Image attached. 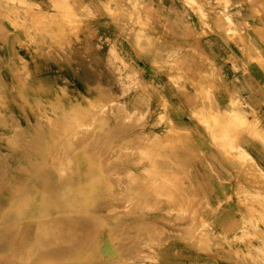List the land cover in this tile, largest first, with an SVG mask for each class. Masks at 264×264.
Masks as SVG:
<instances>
[{
    "label": "rangeland",
    "instance_id": "obj_1",
    "mask_svg": "<svg viewBox=\"0 0 264 264\" xmlns=\"http://www.w3.org/2000/svg\"><path fill=\"white\" fill-rule=\"evenodd\" d=\"M215 1L217 7L229 6L231 2ZM232 1L237 13L223 14L226 26L234 23L232 29L223 30L228 39L224 41L228 44L238 37L242 43L240 50L258 52L249 47L246 38L250 29L252 36L264 45V0ZM194 2L184 0L190 6ZM148 3L149 0H106L105 10L100 7L94 16V35H90L87 30L79 29L90 15L49 14L25 0H0V28H3L0 29V264H264V229L260 228L264 225V212L254 213V207L246 204L252 201L249 196L253 192L245 183L246 176L242 175L245 183L242 203L237 196L234 200L224 197L235 208L233 212H223L221 198L215 197L214 188L219 192L224 188L216 185L214 173L204 157L205 153L214 154L215 146L219 148L225 138L226 149L235 148L236 142L227 133L215 134L216 119L222 126L227 117L221 114L205 123L203 108L208 105V85L201 72L186 73L189 64L181 57L183 40L173 32L166 13L151 9ZM215 8L211 6L206 16L215 15ZM164 11L167 10L164 8ZM234 16L238 17L237 21ZM174 54L180 56L175 59ZM150 70L160 78L168 77L171 84L188 87L196 81L198 100L182 110L170 105L157 88L151 91ZM173 114L188 117L193 125L201 127L207 133H203L207 141L196 143L191 133L185 131L179 138H165L170 141H166L167 146L163 145L166 148L160 145L165 149L156 144L155 148L148 149L151 138L157 134L152 123L164 133L166 128L174 126ZM100 118L103 124L98 121ZM85 120L88 123L84 124ZM123 139L129 142L124 143ZM100 140L106 141L105 144ZM144 148L153 155L143 151L144 155ZM127 153L133 155L125 159ZM154 155L158 168L153 166ZM68 156L72 163L64 170L65 177L59 180L56 163ZM195 165L207 171L204 173L206 190H197ZM102 167L110 170L105 173ZM170 168L171 174L178 173L179 183L169 174ZM161 169L162 173L168 170V174L159 173ZM168 175L173 183L169 177L164 180ZM105 176L112 180L107 181ZM141 185L148 189L140 190ZM93 192L102 196V209L95 210L87 204L89 201L85 198H90ZM164 192L168 195L164 196ZM119 196H123L121 201L117 200ZM166 196L173 198L169 201ZM110 206L113 212L104 210ZM194 223V229L190 230L189 224ZM216 226L220 234L238 233L239 236L233 240L229 237L232 243L223 238L213 239L208 233L216 232ZM119 233L124 234L119 236ZM70 239L72 242L67 243ZM254 248L261 257L253 252L244 255L237 251ZM229 249L232 250L229 252ZM132 254L135 258L137 254L136 260Z\"/></svg>",
    "mask_w": 264,
    "mask_h": 264
},
{
    "label": "crops",
    "instance_id": "obj_2",
    "mask_svg": "<svg viewBox=\"0 0 264 264\" xmlns=\"http://www.w3.org/2000/svg\"><path fill=\"white\" fill-rule=\"evenodd\" d=\"M25 1L30 5L34 4L41 7V12L43 13L70 12L79 14L80 16L84 14L90 15L88 21L84 22L79 28L87 30L90 35H94L92 31L95 29V14L100 12V7H102L103 11L106 8V0ZM230 1V5L225 7H217L219 5H217V1L215 0H210L209 2L195 0L198 4L194 2V6L187 5L184 3V0H176V4L175 1L172 2L170 0H149L148 4L151 9L159 13H166V18L172 24L171 28L173 32L183 40V54L181 57L186 64H189L186 73L198 71V73L201 72L202 78L214 80V97L222 110L226 108V104L229 101L241 97L247 105V111L255 114V119L259 122L260 129L264 133V52L262 51L264 45L259 39L252 36V33L249 32L250 29L247 31L248 36L246 40L249 47L252 46L258 52L249 49L245 53L244 50H240L239 46H242V43H240L238 37H234L233 41H230L228 44L224 41L228 39L224 36L223 30L226 29L228 31L232 29L234 23L232 22L226 26L223 21V14L235 15L237 13L235 11L237 6L232 0ZM162 3H165L166 6L164 7ZM211 6H216L217 13L215 15L210 13V16L207 17V12H211ZM164 8L167 11H164ZM197 11L198 15L196 14ZM234 19L237 21L238 17L234 16ZM101 20L105 21L104 18ZM234 28L238 31V27ZM90 45H94V43H90ZM174 56L176 59L180 55L174 54ZM131 61L144 62L145 60L132 59ZM195 75L197 76V74ZM168 80V77L160 78L158 73L150 70L151 91L154 92L157 88L161 96L170 105H175L179 110H182L186 105L187 107L188 105H192V101L198 100L196 81L193 85L184 87L179 83L171 84ZM171 119V123L175 127L191 133L190 135L196 143H203L205 141L206 138L204 139L203 135H207V133L201 127L193 125L188 117L181 118L173 114ZM225 125L226 123H222V126ZM152 129H155L157 134L161 133L158 131L160 127L156 129L153 123ZM166 129L164 133L169 130L168 128ZM221 141L222 146L219 148L215 146L216 151H214V154L208 155L205 153L204 157L210 165L208 168L214 173L216 185L220 184L224 188L221 192H219L217 187L214 188L215 197L221 198L220 207L222 206L225 209L223 212L228 210L229 212H233L235 208V204L227 202L225 198L234 200L237 196L242 203L245 183L253 189V192L249 196V200L252 201L248 203L245 201L246 204L254 207V213L264 212V184H262V188H257L255 182L252 181L254 170L248 171L244 164H240V166L234 165L228 159L229 154L233 158L237 157L240 154L237 148H241L253 161L255 168L264 175V149L253 140L242 138L239 143H236L235 148L224 151L221 147H223L227 138ZM220 148L222 155H220V150H218ZM194 168L193 173L196 175V180L198 181L197 190H206L208 185L205 181L204 173L207 171H203L200 165H195ZM234 173H237L239 176H236ZM242 175H245L247 178L245 183L243 182ZM246 195L248 194L245 193V198ZM217 205H219L218 201ZM227 216L226 214V220L228 219ZM215 220L218 221V218ZM230 226L231 224L227 227ZM260 228L264 229V225H261ZM217 229L218 227L216 226V236L219 232ZM225 233L232 240L239 236L238 233ZM221 234L223 235L224 232Z\"/></svg>",
    "mask_w": 264,
    "mask_h": 264
},
{
    "label": "bare ground",
    "instance_id": "obj_3",
    "mask_svg": "<svg viewBox=\"0 0 264 264\" xmlns=\"http://www.w3.org/2000/svg\"><path fill=\"white\" fill-rule=\"evenodd\" d=\"M115 2H116V0H114ZM110 10V9H109ZM130 11V10H129ZM137 12V11H136ZM140 12V14H141V11H138V13ZM126 17V16H125ZM18 18V17H17ZM127 18V17H126ZM16 23V22H15ZM144 25V24H143ZM27 26V25H26ZM31 26V25H30ZM0 29H3L2 27L0 28ZM21 30V29H20ZM132 30V29H131ZM1 31H3V30H1ZM24 31V30H23ZM232 31V30H231ZM9 32V31H8ZM68 33H70V32H68ZM67 33V34H68ZM73 33V32H72ZM3 34V33H2ZM27 34V33H26ZM71 35V34H70ZM141 35V34H140ZM139 36V35H138ZM30 37V36H29ZM79 38V37H78ZM3 39V38H2ZM31 39V38H30ZM149 51V50H148ZM145 53H146V51H145ZM150 53H151V51H150ZM117 57V56H116ZM24 70V69H23ZM202 75V74H201ZM20 79V78H19ZM203 81L205 82V83H207V85H208V87H207V91H208V105H206V108H203V110H204V115H205V123H207V122H210V121H213V120H215V118H216V116H219V115H221L222 114V116L224 115V117H227V122H226V125L225 126H221L220 124H219V121L216 119V130H215V134H216V132H220V131H223V132H225V133H227V135H229L230 136V138H231V140H234L236 143H239V141L242 139V138H249L250 140H253L255 143H258V145L262 148V149H264V133L262 132V130L260 129V126H259V122L255 119V114L253 113V112H250V111H247L246 110V108H245V102H244V100L241 98V97H237L235 100H231V101H229V103H227L226 105V107L227 108H225L224 110H222L221 108H220V106H219V104L217 103V101L215 100V97H214V92H213V88L215 87V82H214V80H210L209 78H203ZM177 85V84H176ZM206 85V86H207ZM91 86V84H89L88 85V87H90ZM87 87V88H88ZM88 89H90V88H88ZM96 96V95H95ZM86 97V99H89V97H87V96H85ZM111 98V97H110ZM25 101H27V100H25ZM90 101V100H89ZM203 103V102H202ZM99 104V103H98ZM103 106H104V104H103ZM123 107V106H122ZM105 108V107H104ZM103 108V111L105 110ZM111 108V107H110ZM106 109H107V107H106ZM106 111V110H105ZM104 111V112H105ZM138 111V110H137ZM134 112V114H135V112H136V110H134L133 111ZM147 112H148V110H147ZM138 113V112H137ZM89 114H91L90 112H89ZM103 114V113H102ZM133 114V113H132ZM141 114H142V112H141ZM147 114V113H146ZM98 115V117H101V116H99L100 114H97ZM96 116V115H95ZM132 116H134V115H132ZM135 116H137V114L135 115ZM90 117V116H89ZM140 117V116H139ZM138 116H137V118H139ZM144 118H145V115L143 116ZM104 118V117H103ZM63 119H64V117H63ZM97 119V118H96ZM140 119H141V117H140ZM101 120V123L103 122V119L102 118H100L98 121H100ZM105 120V119H104ZM86 122H84V124L85 123H88L87 122V120H85ZM92 121V120H91ZM98 121L96 120L95 122H97V124H98ZM218 121V122H217ZM214 122V123H215ZM66 123V122H65ZM100 123V122H99ZM81 124V123H80ZM83 124V125H84ZM103 124V123H102ZM91 125V124H90ZM90 125H88V126H90ZM159 125V124H158ZM87 126V128H89ZM94 126V125H93ZM214 126V125H213ZM73 127V126H72ZM8 128V127H7ZM74 129H76V128H74ZM90 129H91V127H90ZM111 129V128H110ZM70 130V129H69ZM81 130H82V128H81ZM81 130H79V131H81ZM87 130H89V129H87ZM92 130H94L93 128H92ZM107 130V129H106ZM114 130H116V129H114ZM114 130H112V131H114ZM207 130V129H206ZM209 130H210V128H209ZM225 130V131H224ZM83 132H85L86 130H82ZM185 132V130L184 129H181V128H177V127H175V126H172L171 125V127L169 128V130L166 132V133H158V134H154V132H153V134H154V137H153V139H151V145L150 146H148L149 148L148 149H151L150 147L152 146V147H154L155 148V144L160 148V145H166L167 146V142H170V141H168V140H171V139H173V138H179L181 135H183L182 133H184ZM86 133H87V131H86ZM123 133H125V132H123ZM76 134H78V133H76ZM75 134V135H76ZM83 134V133H82ZM95 134V133H94ZM94 134H92V135H94ZM112 134V133H111ZM114 134V133H113ZM217 134H219V133H217ZM69 135V134H68ZM80 135H81V132H80ZM84 136H87V135H85V133L83 134ZM89 135V134H88ZM138 135V134H137ZM149 135V134H148ZM147 135V136H148ZM79 136V135H78ZM97 136V135H96ZM109 136H111L110 134H109ZM120 136V135H119ZM145 136V135H144ZM147 136H146V139H147ZM217 136V135H216ZM225 136V135H224ZM74 137V136H73ZM82 137V136H81ZM101 136H99V138H100ZM208 137H209V135H208ZM84 138V137H83ZM87 138H89V137H87ZM98 138V137H97ZM103 138H105V136L103 137ZM107 138V137H106ZM110 138V137H109ZM139 138H140V135H139ZM145 138V137H144ZM143 138V139H144ZM165 138H167L168 140H166ZM76 139H78V138H76ZM85 139H86V137H85ZM117 139H118V137H117ZM134 139H137V137L136 138H134ZM133 139V140H134ZM140 139H142V138H140ZM72 140V139H71ZM106 140V139H105ZM112 140L113 141H111V142H113V144H114V140L115 139H113L112 138ZM132 140V139H131ZM132 140V141H133ZM219 140V139H218ZM88 141V140H87ZM90 141H92V139L90 138ZM89 141V142H90ZM96 141V140H95ZM104 141V140H103ZM109 141V140H108ZM123 141H124V139H123ZM127 141V140H126ZM126 141H124V143L126 142ZM132 141H130V143L132 142ZM143 141V140H142ZM167 141V142H166ZM85 142H86V140H85ZM104 142H106V141H104ZM104 142H101V140H100V143H104ZM116 142H117V140H116ZM127 142H129V141H127ZM134 142H137L138 143V140L136 141H134ZM219 142V141H218ZM15 143V142H14ZM76 143H78V142H76ZM75 143V144H76ZM91 143V142H90ZM122 143V142H121ZM124 143H122L123 145H124ZM172 143V142H171ZM171 143L169 144L168 143V145L170 146L171 145ZM220 143V142H219ZM58 144V143H57ZM60 144V143H59ZM74 144V143H73ZM73 144H69V145H73ZM87 144V143H86ZM92 144V143H91ZM101 144V146L103 147V145ZM105 144V143H104ZM110 144V143H109ZM119 144V143H118ZM122 144H120V145H122ZM129 144V143H128ZM127 144V145H128ZM136 144V143H135ZM135 144H133L132 143V145H135ZM141 143H139L138 144V146H141L140 145ZM176 143H174V145H175ZM222 144V141H221V143H220V145ZM76 145H78V144H76ZM75 145V146H76ZM89 145V144H88ZM99 145V144H98ZM116 145V144H115ZM130 145V144H129ZM131 145V146H132ZM137 145V144H136ZM154 145V146H153ZM173 145V146H174ZM14 146H16V145H14ZM90 146V145H89ZM100 146V145H99ZM98 146V147H99ZM109 146H112V144L111 145H109ZM126 146V145H125ZM156 146V147H157ZM161 146V147H162ZM172 146V145H171ZM176 146V145H175ZM222 146V145H221ZM72 147V146H71ZM76 147H78V146H76ZM163 147H165V146H163ZM87 148H90V147H87ZM97 148V147H96ZM105 148V147H104ZM103 148V149H104ZM109 148V147H108ZM107 148V149H108ZM119 148V147H118ZM138 148H140V147H138ZM147 148V147H146ZM159 148H158V152H159ZM166 148V147H165ZM165 148H160V149H165ZM173 148V147H172ZM183 148V147H182ZM227 148V145H223V147H222V149L223 150H225V151H227V150H229V149H226ZM70 149V148H69ZM86 149V148H85ZM123 149V148H122ZM137 149V148H136ZM238 149V151H239V155L237 156V157H232V156H230V154H229V156H228V159L230 160V162L232 163V164H234V165H238V166H240V164H244L245 166H246V170H251V169H253L254 170V174L252 175V181L253 182H255V185H256V187L257 188H262L263 187V185L262 184H264V175L258 170V169H256L255 168V166H254V163H253V161L250 159V157L249 156H247V153L246 152H244V150L243 149H241V148H237ZM75 150V151H74ZM73 151L74 152H76V148L74 149ZM89 150V149H88ZM91 150V149H90ZM94 150V149H93ZM93 150H91V151H93ZM97 150H99L100 151V149H97ZM126 150H129V149H127L126 148ZM130 150H132V148L130 149ZM142 150V149H141ZM147 149H143L142 150V153H144V155H145V152H150L151 153V151L150 150H147ZM155 152H157L156 151V149H153ZM208 150V149H207ZM71 150H69V152H70ZM72 151V152H73ZM102 151V150H101ZM109 151V150H108ZM122 151H124V150H122ZM122 151H120V152H122ZM143 151H145V152H143ZM153 151V152H154ZM68 152V153H69ZM73 152V153H74ZM104 152V151H103ZM128 152V151H127ZM130 153H132V151H129ZM157 152V153H158ZM161 152V151H160ZM173 152V151H172ZM99 153V152H98ZM102 153V152H101ZM106 153V152H105ZM110 153V152H109ZM148 153H146V155H149ZM157 153H156V155H157ZM5 154V153H4ZM120 154H122V153H120ZM152 155H153V153H151ZM155 154V153H154ZM161 154H162V152H161ZM160 154V155H161ZM71 155V154H70ZM106 155V154H105ZM109 155H111V154H109ZM133 154H131V156H132ZM144 155H143V158H144ZM152 155H151V157H152ZM159 155V154H158ZM163 155V154H162ZM3 156V155H2ZM127 156V159H128V157H131L130 156V154L129 153H127V155H125L124 156V158ZM119 157V156H118ZM147 157H149L150 158V155L149 156H147ZM167 157V156H166ZM5 158V157H4ZM109 158V157H108ZM107 158V159H108ZM156 157H155V155H154V164H153V166L154 165H156V159H155ZM160 158V157H159ZM104 159V158H103ZM114 159H116V157L114 158ZM118 159H121V158H118ZM117 159V160H118ZM126 159V158H125ZM138 159V158H137ZM151 159V158H150ZM167 159H169V158H167ZM105 161H106V159H104ZM145 160V159H144ZM153 160V159H152ZM162 160H163V158H162ZM165 160V159H164ZM53 161H54V157H53ZM93 161V160H92ZM102 161V160H101ZM114 161V160H113ZM112 161V162H113ZM126 161V160H125ZM170 161H171V159H170ZM107 162V161H106ZM105 162V163H106ZM123 162H124V160H123ZM136 161H134V163H135ZM140 162V161H139ZM151 162V161H150ZM173 162V161H172ZM71 163H72V161H71V159L69 158V156L67 157V158H63V159H59L58 160V163H56V173H57V177H58V179L59 180H62L64 177H65V175H64V170L65 169H67L68 167H70V165H71ZM102 163V162H101ZM100 163V164H101ZM108 163V162H107ZM138 163V162H137ZM136 163V164H137ZM164 163V162H163ZM174 163V162H173ZM140 164V163H139ZM43 165V164H42ZM102 166L104 165V164H101ZM138 165V164H137ZM9 166V165H8ZM11 166V165H10ZM160 166V165H159ZM158 166V167H159ZM172 166V165H171ZM42 167V166H41ZM104 167H105V165H104ZM104 167H102V169L103 170H105V173H106V170L107 169H109L110 170V168H107V169H104ZM157 167V165H156V167L155 168H158ZM167 168V167H166ZM172 168V170H173V168L174 167H171ZM171 168H170V170H169V174H171L172 173V171H171ZM14 169V168H13ZM169 169V168H168ZM182 169V168H181ZM185 169V168H184ZM102 170V171H103ZM118 170V169H117ZM148 170H149V168H148ZM262 170V169H261ZM70 171H71V169H70ZM116 171V170H115ZM120 171V170H119ZM124 171V173H125V170H123ZM142 171V170H141ZM152 171H153V168H152ZM156 171H158V169H156L155 171H154V173H155V175L157 174L156 173ZM164 171V173H162V169L159 171V173H162V175H164L165 176V173H166V171H168V170H163ZM175 171V170H174ZM185 171V170H184ZM3 173H4V171H3ZM107 173H108V171H107ZM128 173V170L126 171V174ZM129 173H131V171L129 170ZM146 173H148V171H146ZM176 173H177V171H176ZM119 174V173H118ZM123 174V173H122ZM132 175H133V173H131ZM135 174V173H134ZM150 174V173H149ZM166 174H168V173H166ZM178 174V173H177ZM177 174H175L174 175V173L173 174H171V175H174V176H171V175H168V176H166L167 178H164V180L165 179H168V177L169 176H171V177H175L176 178V175ZM33 175V174H32ZM110 175V174H109ZM116 175V174H115ZM153 175V174H152ZM161 175V174H160ZM111 176H112V174H111ZM122 176V175H121ZM129 176H130V174H129ZM106 177V176H105ZM110 177V176H109ZM116 177V180L118 179L117 177H118V175L117 176H115ZM114 177V178H115ZM122 177H125V176H122ZM135 177V176H134ZM133 177V178H134ZM106 178H108V177H106ZM105 178V179H106ZM155 178V177H154ZM112 179H113V176H112ZM111 179V177H110V179L108 178V180L107 181H109V180H112ZM135 179V178H134ZM140 179V178H139ZM150 179V178H149ZM161 179V178H160ZM159 179V180H160ZM171 178L169 177V181H172V179L170 180ZM177 179V182L179 181L180 182V180H178V178H176ZM180 179V178H179ZM119 180V179H118ZM118 180H117V183H118V186H120V184L121 183H119L118 182ZM120 180H122V178H120ZM131 180H132V178H131ZM135 180H138V179H135ZM134 180V181H135ZM147 181H149L148 179H146ZM156 180V179H155ZM175 180V179H174ZM114 181V180H113ZM133 181V180H132ZM153 182H154V180H152ZM152 181H150V184L152 185ZM176 181V180H175ZM110 182V181H109ZM116 182V181H115ZM120 182H122V181H120ZM136 182V181H135ZM166 182V181H165ZM164 182V183H165ZM178 182V183H179ZM117 183H115V184H117ZM157 183V182H156ZM158 183H159V181H158ZM164 183H162V184H164ZM171 183V182H170ZM172 183H173V181H172ZM175 183V182H174ZM113 185H114V182L112 183ZM133 184H134V182H133ZM149 184V183H148ZM153 184H155V182L153 183ZM161 184V185H162ZM166 184H168V183H166ZM146 185H147V183H146ZM158 185H160V183L158 184ZM118 186L116 187L115 186V188H117L118 189ZM142 186V185H141ZM152 186H154V185H152ZM157 186V185H156ZM175 186H176V184H175ZM174 186V187H175ZM178 186V185H177ZM144 187H145V185H144ZM143 186L141 187L142 189H140V190H143V188H144ZM151 187V186H150ZM166 187H167V185H166ZM169 187V186H168ZM120 188V187H119ZM146 188V187H145ZM157 188H158V186H157ZM163 188H165V185H163ZM117 189H115V191H117ZM132 189V188H131ZM146 189H148V188H146ZM152 189V188H151ZM154 190L156 189L155 187L153 188ZM162 189V188H161ZM161 189H160V191H161ZM167 189H169V188H167ZM176 189V188H175ZM121 190V189H120ZM154 190H152V192L154 191ZM166 190V189H165ZM171 190V189H170ZM127 191V190H126ZM144 192H145V190H143ZM142 191V192H143ZM147 191V190H146ZM149 191V190H148ZM158 191H159V189H158ZM157 191V192H158ZM159 191V192H160ZM168 191V190H167ZM137 192V191H136ZM171 192V191H170ZM205 192V191H204ZM116 193H118V192H116ZM154 193V192H153ZM165 193L166 192H164V196H165ZM172 193V192H171ZM206 193V192H205ZM120 195H121V191H120V193H119ZM157 194H159V193H157ZM167 195H168V193H166ZM139 195V194H138ZM152 195V194H151ZM160 195V194H159ZM158 195V196H159ZM170 195V194H169ZM157 196V197H158ZM162 196V195H161ZM101 195L100 194H98L97 192H93L92 193V195L90 196V198H85V200H86V202L87 201H89L87 204H91V205H93L94 206V208H95V210H98V209H102L103 207H102V203H101ZM167 197V196H166ZM121 198L123 199V196L121 197V196H119V199H117V200H120L121 201ZM159 198V197H158ZM169 197H167V199H168ZM170 198H173V197H170ZM170 198H169V201H170ZM189 198H190V196H189ZM124 199H125V197H124ZM162 199V198H161ZM187 199V198H186ZM100 200V201H99ZM116 200V201H117ZM133 200V199H132ZM139 200V199H138ZM99 201V202H98ZM91 202V203H90ZM118 202V201H117ZM256 202V201H255ZM264 202V201H263ZM181 203V202H180ZM157 203H155L154 205H156ZM174 204V203H173ZM188 204V203H187ZM131 206L130 207H132V204H130ZM164 205V204H163ZM162 205V206H163ZM128 206V205H127ZM157 206V205H156ZM154 206L152 205V209H154L153 208ZM183 207V206H182ZM156 208V207H155ZM184 208V207H183ZM189 208V207H188ZM130 209V208H129ZM128 209V207H127V209L126 210H128V212H131V210H129ZM104 210H107V211H109V212H113L114 211V208L113 207H104ZM119 210V209H118ZM124 210V209H123ZM121 211V210H120ZM170 211V210H169ZM248 211V210H247ZM116 212H117V210H116ZM123 212H125V211H123ZM127 212V211H126ZM251 212V211H250ZM239 213V212H238ZM237 213V214H238ZM244 213V212H243ZM129 214V213H128ZM127 214V215H128ZM251 214V213H250ZM172 215V214H171ZM263 215V214H262ZM120 216V215H119ZM194 216V215H193ZM240 216V215H239ZM247 216V215H246ZM172 217V216H171ZM248 217V216H247ZM4 218H5V216H4ZM115 219V218H114ZM177 219V218H176ZM255 219V218H254ZM264 220V219H263ZM116 221V220H115ZM161 221H165V220H161ZM184 222V221H183ZM193 222H195V221H193ZM150 223V222H149ZM166 223H168V221H166ZM171 223V222H170ZM182 223V222H181ZM151 224V223H150ZM174 224V223H173ZM151 225H154V228L155 227H158V226H156L155 224H151ZM190 226H188L189 227V229L190 230H193L194 229V226H195V223H194V225L193 224H189ZM197 225V224H196ZM148 226V225H147ZM146 226V227H147ZM257 226V225H256ZM150 227V226H149ZM159 227H161V226H159ZM127 228V227H126ZM148 228V227H147ZM151 228H153L152 226H151ZM160 229H163V227H161ZM141 230V229H140ZM143 230V229H142ZM141 230V231H142ZM185 230V229H184ZM123 231V230H122ZM147 231H149V230H147ZM146 231V232H147ZM186 231V230H185ZM124 232V231H123ZM154 232H156L155 230H154ZM157 232H158V229H157ZM159 232H161V230L159 231ZM163 232V231H162ZM161 232V233H162ZM142 233V232H141ZM164 233V232H163ZM122 234H124V233H119V236H121ZM154 234H157V233H154ZM159 234V233H158ZM173 234V233H172ZM209 234V236H211V238H213V239H216V238H223V239H225V240H227V242L228 243H232V241H231V239L228 237V236H226L225 234H223V235H221L220 233H218L217 234V236H216V233L214 232V231H211V232H209L208 233ZM245 234V233H244ZM174 235V234H173ZM114 236H116V235H114ZM146 236H148V235H146ZM145 236V237H146ZM149 236H151L150 234H149ZM186 236V235H185ZM145 237H143V238H145ZM152 238L154 237L153 235L151 236ZM159 237H161V234H160V236ZM238 237V236H237ZM156 238H158V237H156ZM154 239V238H153ZM208 239V238H207ZM143 240V239H142ZM152 240V239H151ZM240 240V239H239ZM153 241V240H152ZM157 241V240H156ZM155 241V242H156ZM261 241V240H260ZM67 243H71L72 242V239H70V240H67L66 241ZM115 242V241H114ZM137 243V242H136ZM198 243V242H197ZM242 243H243V241H242ZM134 244V243H133ZM132 244V245H133ZM131 245V246H132ZM136 246V245H135ZM110 249V248H109ZM111 249H113V248H111ZM131 249V248H130ZM130 249H128V250H130ZM106 250V249H105ZM230 250H232V249H229V252H230ZM256 248H254V249H244V250H237V251H239V252H242L244 255H248L250 252H253V254L255 255V256H258V257H261V255L259 254V250H257ZM117 251V250H116ZM139 251V250H138ZM255 251H256V253H255ZM112 252V251H111ZM114 252V251H113ZM128 252V251H127ZM137 252V251H136ZM134 253V252H133ZM140 252H138L137 254H139ZM126 254H129V253H126ZM137 254H135L136 255V258H137ZM141 254H144V253H141ZM120 255H122L121 253H120ZM133 255V254H132ZM145 255V254H144ZM139 256H141V255H139ZM145 256H147V255H145ZM107 257V256H106ZM128 257V256H127ZM131 257H134V255L133 256H131ZM258 257H256V258H258ZM135 258V257H134ZM136 258H135V260H136ZM140 258V257H139ZM263 258V257H262ZM127 259V258H126ZM124 260H125V258L122 260L123 261V263H125L124 262ZM130 260H132V258H130ZM126 261V260H125ZM127 261H128V259H127ZM120 262V261H119ZM128 263V262H127ZM131 263V262H130Z\"/></svg>",
    "mask_w": 264,
    "mask_h": 264
}]
</instances>
